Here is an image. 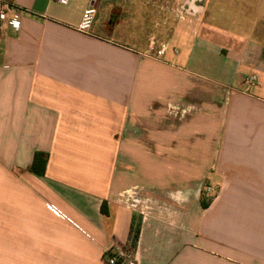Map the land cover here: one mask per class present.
Returning a JSON list of instances; mask_svg holds the SVG:
<instances>
[{
    "label": "crops",
    "instance_id": "1",
    "mask_svg": "<svg viewBox=\"0 0 264 264\" xmlns=\"http://www.w3.org/2000/svg\"><path fill=\"white\" fill-rule=\"evenodd\" d=\"M5 1L0 264H264V0Z\"/></svg>",
    "mask_w": 264,
    "mask_h": 264
},
{
    "label": "built area",
    "instance_id": "2",
    "mask_svg": "<svg viewBox=\"0 0 264 264\" xmlns=\"http://www.w3.org/2000/svg\"><path fill=\"white\" fill-rule=\"evenodd\" d=\"M63 4H67L69 0H58ZM15 6L5 0H0V19L11 20L17 24L20 23L19 15L15 13ZM11 10L14 14H10ZM97 14V6L95 3L91 4L84 9L82 19L77 26V29L83 32H91L95 18ZM169 48V44H162L157 47L155 39L151 41L150 49L147 54L155 58H162ZM177 50V48H174ZM258 80L257 75L251 74L244 77V81L249 85L253 86ZM208 191H211L212 187L207 186ZM105 258L108 264H138L137 258L135 257V250L132 244V240L128 245L115 246L108 249L105 253Z\"/></svg>",
    "mask_w": 264,
    "mask_h": 264
},
{
    "label": "trees",
    "instance_id": "3",
    "mask_svg": "<svg viewBox=\"0 0 264 264\" xmlns=\"http://www.w3.org/2000/svg\"><path fill=\"white\" fill-rule=\"evenodd\" d=\"M49 159V153L46 151L38 150L34 154V159L32 164L30 165V170L37 173V174H44L47 168V163ZM202 204L204 207H207L209 205V200L207 201L206 198L204 197L202 199ZM133 230H132V244L133 246H136L137 241L140 236V230L141 226L140 223H134L132 224Z\"/></svg>",
    "mask_w": 264,
    "mask_h": 264
},
{
    "label": "rangeland",
    "instance_id": "4",
    "mask_svg": "<svg viewBox=\"0 0 264 264\" xmlns=\"http://www.w3.org/2000/svg\"><path fill=\"white\" fill-rule=\"evenodd\" d=\"M208 192V191H207ZM210 192V191H209Z\"/></svg>",
    "mask_w": 264,
    "mask_h": 264
}]
</instances>
